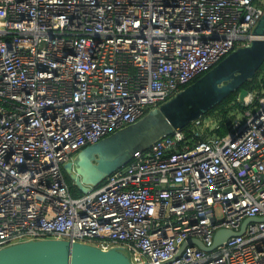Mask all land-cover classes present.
Segmentation results:
<instances>
[{
	"label": "built area",
	"instance_id": "obj_1",
	"mask_svg": "<svg viewBox=\"0 0 264 264\" xmlns=\"http://www.w3.org/2000/svg\"><path fill=\"white\" fill-rule=\"evenodd\" d=\"M263 15L264 0H0V248L62 238L133 264H264V95L228 134L201 116L86 193L64 172L248 45Z\"/></svg>",
	"mask_w": 264,
	"mask_h": 264
},
{
	"label": "water",
	"instance_id": "obj_2",
	"mask_svg": "<svg viewBox=\"0 0 264 264\" xmlns=\"http://www.w3.org/2000/svg\"><path fill=\"white\" fill-rule=\"evenodd\" d=\"M255 38L225 56L216 66L175 96L150 109L140 120L86 146L66 163L64 170L82 193L98 186L108 176L128 164L137 151L152 147L158 140L183 130L206 115L245 82L255 79L264 65V15L253 28ZM250 92L242 88L239 100L245 104ZM80 175L74 177L71 164ZM239 232L220 230L215 245ZM0 264H133L121 248L104 250L95 245L62 238L20 241L0 248Z\"/></svg>",
	"mask_w": 264,
	"mask_h": 264
},
{
	"label": "trees",
	"instance_id": "obj_3",
	"mask_svg": "<svg viewBox=\"0 0 264 264\" xmlns=\"http://www.w3.org/2000/svg\"><path fill=\"white\" fill-rule=\"evenodd\" d=\"M242 88H246L250 93L256 92L254 100L248 105H243L239 100V95ZM261 95H264V65L259 69L254 80L245 82L238 90L234 91L206 114L207 117H214L219 124V128L213 130L212 133L218 136L228 134L231 130V124L234 121L238 111L241 110L242 112H244L254 105L258 104V98ZM193 129L194 125L192 123L186 126L184 128V131L188 136H191L193 133ZM66 178L72 185L73 181L71 180V178L68 175L66 176ZM72 192L74 193V195L82 194V191L79 190L76 185L72 186Z\"/></svg>",
	"mask_w": 264,
	"mask_h": 264
},
{
	"label": "rangeland",
	"instance_id": "obj_4",
	"mask_svg": "<svg viewBox=\"0 0 264 264\" xmlns=\"http://www.w3.org/2000/svg\"><path fill=\"white\" fill-rule=\"evenodd\" d=\"M255 96H256V92H253L252 94H250V95H249L250 100H249L248 102H246L245 105L250 104V102H251L252 100H254ZM251 108H252V107H251ZM237 114H238V119L241 120V119H244V118H245V117H244L245 114H244V112H242L241 110H239Z\"/></svg>",
	"mask_w": 264,
	"mask_h": 264
},
{
	"label": "bare ground",
	"instance_id": "obj_5",
	"mask_svg": "<svg viewBox=\"0 0 264 264\" xmlns=\"http://www.w3.org/2000/svg\"><path fill=\"white\" fill-rule=\"evenodd\" d=\"M249 99H250V98L247 97V98H246V101H248ZM69 162H71V160H70ZM69 162H68V163H69ZM71 167H72L73 172L75 173V174H74V177H75L76 179L80 180V178L76 176V175H80V172L78 171V169H77V167L75 166V164L72 163V164H71Z\"/></svg>",
	"mask_w": 264,
	"mask_h": 264
},
{
	"label": "clouds",
	"instance_id": "obj_6",
	"mask_svg": "<svg viewBox=\"0 0 264 264\" xmlns=\"http://www.w3.org/2000/svg\"><path fill=\"white\" fill-rule=\"evenodd\" d=\"M193 83V82H192ZM250 94H252V93H250ZM249 94V95H250ZM249 97V96H248ZM259 99V98H258ZM253 101V100H252ZM247 101H245V103H246ZM251 103V102H250ZM243 105H245V104H243ZM255 107V105L252 107V108H254ZM252 108H249V109H252ZM248 109V110H249ZM247 111V110H246ZM246 111H244V114H245V112ZM205 117H207L206 115H204ZM245 117V116H244ZM209 118H212V117H209ZM213 119L218 123V121L213 117ZM235 119H238V114L236 115V117H235ZM194 123V122H193ZM90 145V144H89ZM64 172H65V170H64ZM65 175L67 176V174H66V172H65ZM68 181V180H67ZM71 185V184H70ZM75 184H74V182H73V184L71 185V186H74Z\"/></svg>",
	"mask_w": 264,
	"mask_h": 264
},
{
	"label": "crops",
	"instance_id": "obj_7",
	"mask_svg": "<svg viewBox=\"0 0 264 264\" xmlns=\"http://www.w3.org/2000/svg\"><path fill=\"white\" fill-rule=\"evenodd\" d=\"M89 187L91 188L92 186L89 185Z\"/></svg>",
	"mask_w": 264,
	"mask_h": 264
}]
</instances>
